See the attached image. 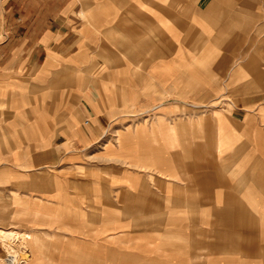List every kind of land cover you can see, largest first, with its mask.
<instances>
[{
  "label": "crops",
  "instance_id": "1",
  "mask_svg": "<svg viewBox=\"0 0 264 264\" xmlns=\"http://www.w3.org/2000/svg\"><path fill=\"white\" fill-rule=\"evenodd\" d=\"M0 230L30 264H264V0H0Z\"/></svg>",
  "mask_w": 264,
  "mask_h": 264
},
{
  "label": "rangeland",
  "instance_id": "2",
  "mask_svg": "<svg viewBox=\"0 0 264 264\" xmlns=\"http://www.w3.org/2000/svg\"><path fill=\"white\" fill-rule=\"evenodd\" d=\"M11 233L13 236H10V238L6 236V233L0 235V242L4 246V257L2 258L4 263L2 261L1 264H10L9 261H5L7 260V256L10 255V253L12 254V257H10L9 260H15L18 264H30V259L27 257V250H23L26 249L25 240L20 235L13 232ZM17 241L18 243H16Z\"/></svg>",
  "mask_w": 264,
  "mask_h": 264
},
{
  "label": "bare ground",
  "instance_id": "3",
  "mask_svg": "<svg viewBox=\"0 0 264 264\" xmlns=\"http://www.w3.org/2000/svg\"><path fill=\"white\" fill-rule=\"evenodd\" d=\"M3 233H6V236H8V238H10V236H13V234L11 232H6L5 230H0V235H2ZM3 248H4V246H3ZM10 257H12V254L11 253H10V255L7 256V260H5V261H9L10 264H18L15 260H9ZM2 261L4 263V260L0 259V264L2 263Z\"/></svg>",
  "mask_w": 264,
  "mask_h": 264
},
{
  "label": "built area",
  "instance_id": "4",
  "mask_svg": "<svg viewBox=\"0 0 264 264\" xmlns=\"http://www.w3.org/2000/svg\"><path fill=\"white\" fill-rule=\"evenodd\" d=\"M86 123H87V121H86Z\"/></svg>",
  "mask_w": 264,
  "mask_h": 264
}]
</instances>
